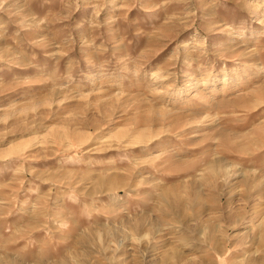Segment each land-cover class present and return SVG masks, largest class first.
Masks as SVG:
<instances>
[{
    "label": "rangeland",
    "instance_id": "374dc122",
    "mask_svg": "<svg viewBox=\"0 0 264 264\" xmlns=\"http://www.w3.org/2000/svg\"><path fill=\"white\" fill-rule=\"evenodd\" d=\"M0 264H264V0H0Z\"/></svg>",
    "mask_w": 264,
    "mask_h": 264
}]
</instances>
